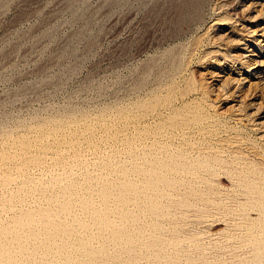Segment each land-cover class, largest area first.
Masks as SVG:
<instances>
[{
	"label": "rangeland",
	"instance_id": "obj_1",
	"mask_svg": "<svg viewBox=\"0 0 264 264\" xmlns=\"http://www.w3.org/2000/svg\"><path fill=\"white\" fill-rule=\"evenodd\" d=\"M256 2L259 5H257ZM263 2H261V0H0V243H3L2 245L7 251L12 249L10 251L12 253L11 257L10 252H8L9 254H5L7 252L4 248H1L2 245L0 244V255L3 253V257L5 255L4 259L0 256V264H11V262L14 264L15 261V264H20V260L18 261V259L21 257V259H23L21 264H49L53 262L56 256L57 259L55 258L52 264H58L56 261L60 262V264H68L69 261L71 262L69 264H75L73 263L75 261L76 264H84L87 263L88 259L90 264L92 262V264H146V261L147 264H247V260H251V263L248 262V264H264V216L260 215L259 210L260 206L264 205V196L262 194L264 190V187H262L264 186L262 185L264 184V177L262 176L264 175V72H262L263 78L261 77L262 79H259L250 75L252 74L250 72L252 66L245 67L248 64L246 63L249 61L248 59L252 60L257 58L258 62L264 60V37H262L260 43L255 41L254 36L248 32V27L255 29L258 26H264V9L260 7L264 6L262 4ZM189 3L198 5L199 8L196 13L186 9V5ZM259 9L260 14L258 13ZM245 30L247 32H245ZM228 38L232 42L228 41ZM257 43L260 44L258 45ZM250 49L253 51H249ZM233 57L236 58L237 61H235L236 59ZM261 64L258 63L257 67L259 71H261L260 69L264 71V64ZM258 79L259 81H257ZM258 105H261V107L258 108ZM179 131H181V133ZM167 134L169 137L172 136L170 137L171 140L167 137ZM146 136H149L148 140H146ZM137 137L141 139L140 145L138 144L139 139ZM20 139L22 141L24 140V145ZM130 141H133V144ZM163 141L164 143H171V145L166 147L169 144H163ZM155 142L158 143L153 144ZM172 142L177 146L173 145ZM142 143L144 147L141 146ZM157 144L159 146L162 145L159 147ZM121 145H123V147ZM126 145L128 148L125 147ZM154 145H157L156 148L158 151L160 150L162 155L160 152L159 154L158 151L156 154L155 151L157 149L153 147ZM150 147L154 148L153 151ZM169 147L174 149L170 148V150ZM121 148L126 153L122 152ZM141 148H145L144 150L148 152L146 151V154L144 150L140 152ZM186 148H188V150ZM173 150L177 153L176 155L172 153L174 152ZM127 151H130L133 155L138 153L141 154H138L140 157H135V155L133 156L131 154V156H133L131 157L129 154L130 152L128 153ZM188 151H190V153H188ZM191 151L193 154H191ZM179 152H183V154L187 156L181 153L179 154ZM120 153L123 154V157H121L122 155ZM124 153L125 156L128 153L126 158L129 159V161L124 157ZM199 153L203 155V157ZM147 154L151 158H149ZM194 154L199 157H196ZM157 155L158 158H156ZM160 155H164L162 157L163 159ZM177 155L179 160L177 159ZM192 155L194 157H192ZM152 156L155 157L153 158ZM159 156L161 159H159ZM166 156L168 158H166ZM146 157L148 158L146 159ZM122 158L124 159L121 160ZM135 158H137V160ZM117 159L121 162L124 160H126V162L128 161V167L126 165L124 166L126 163L122 164L123 162L119 165ZM148 159L152 163H150ZM165 159L169 160L167 161ZM185 159H190L191 161H188L190 163L188 164ZM210 159L212 160L210 161ZM158 160L160 162H158ZM170 161L172 163L170 165L165 163H170ZM177 161L178 164L176 163ZM180 161L183 162L182 164H188L189 168L182 165ZM161 162L166 164L164 170L162 169L165 165ZM179 162L182 167L179 165ZM153 163L156 166H154ZM159 163L161 167H159ZM195 163L198 166L195 165ZM212 163L214 165H220L222 163L220 165L222 167L219 165L214 166ZM131 164H133L134 167L137 166L134 168L135 170L139 168L140 171L134 172ZM174 164L179 165L180 169L177 165V168H174ZM143 165L146 167L144 168ZM171 165L174 166L171 167ZM123 166L129 168L130 172H127L129 170H125L126 168ZM168 166L173 169L171 170L170 167L169 169ZM252 166L253 168H251ZM184 167L187 168L184 169ZM192 167L196 169H192ZM143 168L144 172H142ZM146 168L148 169L146 170ZM177 169L180 172L182 171L181 173L184 172V174L181 175ZM211 169L215 173H213ZM154 170L158 174L161 173L162 176L160 174L157 178V173H154V175L157 174L154 176L152 173ZM121 171H123V173ZM131 171L134 172V175ZM146 171L152 173V175L147 174ZM164 171H167L166 174H164ZM187 171L188 173L186 175L185 173ZM191 172L195 174H190ZM119 173L122 175H129L128 178H130L128 182L126 175L122 176ZM197 173H200V175ZM207 173L209 174L208 177ZM146 174L148 176L151 175L153 178L151 176L148 178ZM168 174L171 176L174 174L172 176L173 178L171 176L169 177ZM119 175L121 178L118 177ZM133 176L134 178L139 176L140 180L138 177L130 180ZM143 178L151 179V181L148 182V179L147 181ZM162 178L166 180L164 181ZM186 178L188 180H186ZM122 179L126 181L121 183L120 180ZM156 179H159L157 182L161 184H157ZM169 179H173L172 181L176 180V182L179 183L175 182L176 185H172L173 182H171V180L167 181ZM177 179H180V181ZM200 179L203 180V182ZM144 180L148 182H146L148 185ZM184 181H187V183ZM195 181L197 183L196 186ZM251 181H253L252 184H250ZM130 182L131 185L129 184ZM133 182L135 183L133 184ZM165 182L167 183L165 186H168V188L164 186ZM110 183H113V185L116 184L112 186ZM123 183L125 185L122 187L121 185H123ZM136 183L138 184L137 186L135 185ZM143 183L147 185V188L144 187ZM149 183H151L152 186H150ZM117 184L119 185L117 186ZM127 184L131 186L128 185L132 188L131 190L128 188ZM156 184L159 187L156 186ZM212 184L213 186L208 187V185ZM245 184L250 187L245 186ZM105 185H107V187ZM251 185L253 186L251 187ZM116 186L117 189L115 191ZM125 186L126 189H124ZM73 187L75 188L74 190L72 189ZM99 187L100 189L102 187V190L106 188L107 191H100ZM134 187H136L138 191ZM69 188H71L73 192L71 189L70 192ZM118 188H123L124 191L119 189V192ZM141 188L143 189L140 190ZM171 188L175 190L176 194L173 193L174 190ZM261 188H263V190ZM66 189L69 192H67ZM109 189L112 193L108 192ZM64 190H66L68 194L72 193V200L76 201L67 202L71 200V194H69L70 197H68L70 199H66L64 202V197L68 198ZM98 190L100 192H105L101 193L104 195L99 194ZM152 191L154 193H151ZM106 192L108 193L107 196ZM121 192L127 195L129 194V198L123 196L124 193ZM61 193H63V196ZM97 193L100 196L97 195ZM113 193H120V195L118 196V194H115V196ZM144 193L148 194V197ZM166 193H170L171 196L170 194L168 196ZM154 194L156 196L159 195L160 198L156 197ZM108 195H112L111 197L109 196L111 199L108 198ZM104 196H106V198H104ZM114 196H118L119 198L117 197L116 200ZM183 196L184 198H182ZM76 197L80 204L77 202ZM121 197L123 199H121ZM155 197L156 200L159 198L158 201H160V199L161 201H156ZM170 197L173 198L170 200ZM85 198L87 201L90 199L89 202L85 201V203L83 201ZM149 198H151V201H148ZM106 199L109 200L106 201ZM121 200H127L128 204L126 205V202L124 201L123 203ZM130 200H134L135 202ZM144 200L149 204H141L143 202L146 203ZM172 200L174 202H172ZM81 201L83 206L87 207L88 205L89 208L83 207ZM103 201L105 202L103 203ZM139 201L141 202L139 203ZM66 202L68 206L63 205ZM90 202L94 205L97 204V208L93 209V205ZM108 202H111L110 205ZM151 202L155 203L153 205H156L154 206L155 211H153V205H150L152 204ZM99 203L100 205L103 203V206L101 205L102 208ZM122 203L123 205L125 204L126 207L122 206ZM137 203H139V205ZM165 203H170V206ZM71 204L79 206L80 208L78 207V209L80 212H78L79 210H77V208L75 212L73 210L75 209V205H73V209L71 208V210L72 212L74 211V214L71 211L68 213L72 206ZM114 204H116L117 209L122 208L125 213H123L121 209V211L119 210V213H117L118 211L114 208ZM59 205H63V208ZM80 205L83 208H81ZM107 205H109V210L105 208ZM127 207L130 208L131 211ZM133 207L135 208L131 209ZM182 207L185 210H182ZM57 208L59 210H57ZM91 208L95 210L96 213ZM255 208L259 210V213ZM170 209L172 210L171 212ZM46 210H56L55 212L51 211L54 215L60 211L59 214L56 215L58 217L61 214L62 217L61 215L59 218H57L56 215L53 217V219L56 218L55 222L57 221L58 224L57 222L56 224L53 223L54 220L52 221L53 224L51 223V216L53 214L51 212L46 214ZM101 210L103 212H101ZM144 210L149 214L147 212L145 213L148 215L142 213ZM84 211L88 213L86 214L88 215V219L85 217L86 215L83 216L84 214H82V212ZM104 211L106 213L109 212L105 214ZM65 212L67 213L65 214ZM137 212L139 215L136 214ZM161 212L162 214H160ZM255 212L257 213L255 214ZM41 213L42 215L44 214V219ZM62 213L67 216L71 214V216L67 217ZM91 213H93L94 216L91 215ZM97 213H100V215ZM122 213L124 216H122ZM126 213H128V218L126 217ZM181 213L184 214L182 215ZM25 214L28 216H24ZM45 214L46 216H50H48L50 218L49 221L48 217H45ZM77 214L80 215V217L77 216ZM29 215L34 217L35 221L30 220L32 224L29 223V219L33 218ZM103 215H105V217ZM107 215H109V220L106 217ZM134 215L143 218L141 219L139 217V219H137ZM40 216L43 220L40 219ZM90 216L94 218H90ZM162 216H164V220ZM243 216L251 217L244 218ZM23 217L28 220L24 219L27 224L23 222V219L20 220ZM81 217H85L86 219L82 221ZM101 217L105 218L104 221L108 220V222L101 221L103 219H101ZM168 217L171 218L168 219ZM129 218L130 222H128ZM153 218L155 222H153ZM59 219L63 220L62 222L66 219L67 222L61 223ZM113 219L120 220V223L118 220L116 222L114 220L113 222ZM126 219H128V221ZM17 220L23 223L21 222L19 224ZM77 220L80 225L84 223V226L88 224L89 226L84 229L82 225L80 226L79 223H77ZM86 220L88 222L90 221V223H86L87 225L84 222ZM142 220V225L145 224L144 227L141 225ZM92 221L93 223L97 221L98 225L96 224L97 222H95L96 225L94 227ZM125 221L127 222L125 223ZM42 223H45V226H41ZM105 223L106 225L108 224V226H106ZM168 223L171 224V226ZM259 223L263 226L261 227ZM29 224L32 225L31 228L33 230L29 228ZM61 224L62 229L59 227ZM67 224H69V226L72 224L71 227L74 226V231L69 226L68 228L71 230L68 229ZM20 225L24 226L21 227ZM36 225H38L39 228L36 227ZM63 225L65 230H69L68 235L66 234L67 232H64ZM111 225L115 226L111 228ZM123 225H127L126 228H122L128 231L125 229L123 231L122 228V230L119 229ZM25 226H28L29 229ZM130 226H132V228ZM133 226H136V228ZM148 226H150V229ZM162 226L163 229H160ZM10 227H12V231L13 227L18 230L12 232L11 229H9ZM23 227H25V229ZM44 227L45 230H43ZM57 227L61 229L62 234L61 232L58 234L57 230L59 229H57ZM88 227L90 228V232L88 231ZM127 227L129 228L127 229ZM152 227L155 229L154 231H152ZM101 228L102 230L106 228L108 230H103L104 233L100 230ZM110 228L112 230H114V228L115 230L118 229L123 235L118 233L117 230L116 238V234L113 233L115 230L110 231ZM170 228L171 230L175 228L173 230L174 234ZM29 230L31 232L30 234H28ZM80 230H82V234L80 235L83 236L85 233L86 239L78 234ZM86 230L87 232H85ZM96 230L99 233L95 232ZM150 230L151 233H149ZM156 230H159V233ZM9 231L12 233L10 234ZM19 231L20 233H18V235L17 232ZM48 231L50 233H48ZM109 231L113 234L108 233ZM161 231L164 235H162ZM41 232H43L42 234L47 233L46 235H42L40 234ZM52 232H55V234L57 233V237H55L56 235H53ZM73 232H77V236ZM195 232L200 239L195 236ZM72 233L75 236L73 238ZM92 233H95V238ZM183 233L185 235H183ZM246 233H248V236ZM21 234L30 238H23ZM100 234L103 237L110 238L106 239L102 236L100 237ZM132 234L135 237H133ZM143 234L145 235L142 236ZM167 234L168 236L166 237ZM35 235L37 238H34ZM47 235H50L49 237H51V239L49 237H44ZM59 235H62V238ZM78 235L79 238L81 237L80 239ZM98 236L100 238H98ZM175 236L177 238H175ZM14 237H17L21 244L17 240H14L16 242L14 243L13 239H16ZM64 237L66 243L62 241ZM88 237L90 239H87ZM128 237L130 238L127 240ZM20 238H23V241H21ZM44 238L52 241L55 240V242L58 240L60 243H57L61 246L59 245V247L57 244L54 245L51 243L52 241L45 243L47 240ZM56 238L58 239L56 240ZM68 238L71 242L66 248H71V252H68L70 250L66 248V251L62 248L65 247L64 244H68ZM112 238L115 239L114 242ZM133 238L136 239L134 240ZM147 238L148 240L151 238V241L149 240V242ZM174 238L177 239V241H172V239L175 240ZM98 240L99 243H97ZM108 240L109 242H107ZM252 240L254 241L251 242ZM260 240L263 243H261ZM25 241H29L30 244L33 242L35 246L33 243L30 246L28 242L23 245ZM36 241H39V247L36 248L38 251L35 250ZM42 241L43 243H41ZM74 241H76V244H74ZM61 242L64 244H61ZM87 242L88 244L91 243L92 245H90L92 247L90 246L89 248ZM104 242H106V245ZM131 242L134 243L133 246ZM186 242L188 244H186ZM115 243L119 244L115 245ZM7 244L11 247L10 249H8L9 247H5ZM81 244L82 246H80ZM93 244H96L94 248L96 250H94L95 252L91 249L93 248ZM98 244L99 246L97 248ZM101 244L103 247L99 250ZM177 244L180 245L179 248ZM235 244L237 247H234ZM17 245L25 250L23 251L21 249L22 252ZM70 245L72 246L70 247ZM83 245L84 248L86 247V250L88 248L92 250H87L89 256L87 253H83L84 249H80L81 252L79 250L75 252V249L77 250L79 246V248H82ZM164 245L165 248H163ZM252 245H254V247ZM40 246L41 249L45 248L41 250L39 249ZM48 246H50L49 249H47ZM73 246L76 248L74 249ZM110 246H113L112 252ZM114 246L117 247V251ZM144 246H146V249ZM32 247V253L36 251L33 253L35 257L32 256L30 251ZM240 247L243 249L241 250ZM249 247H252V249ZM17 249L19 250L17 251ZM26 250L28 251L27 253ZM134 250H136V252H134ZM40 251L42 252L40 253ZM55 251H57L59 255H56ZM159 251L160 253H158ZM1 252L3 253L1 254ZM18 252L21 254H18ZM67 252V258L72 254L69 259L63 258ZM73 252L77 253V255L80 254V257L78 256L79 259H85L86 256L87 259L84 261L80 259L78 262L75 260L77 255L73 258ZM25 253L29 254L26 255ZM42 253L45 255L48 254V257L47 255L44 257L45 255ZM23 254L27 257L24 258ZM92 254L95 255V259L98 256L96 261L92 258ZM16 255H21V257L17 256V258ZM42 255L44 258H41ZM60 255H63V257L61 256L62 258H60ZM29 256L31 258H29ZM13 257L17 258V260L15 259L14 261ZM5 258L7 260H5ZM33 258H35V261ZM71 258L74 260L71 261ZM150 258L151 260H149ZM38 259H42L41 262H38ZM45 259L48 260V262ZM65 260L66 262H63ZM255 260H257V262Z\"/></svg>",
	"mask_w": 264,
	"mask_h": 264
},
{
	"label": "bare ground",
	"instance_id": "obj_2",
	"mask_svg": "<svg viewBox=\"0 0 264 264\" xmlns=\"http://www.w3.org/2000/svg\"><path fill=\"white\" fill-rule=\"evenodd\" d=\"M259 1H260V0H259ZM263 1H264V0H261V2H263ZM256 3H257V2H256ZM250 4H251V3H250ZM262 4L264 5V2H263ZM252 5H253V4H252ZM254 5H255V3H254ZM254 5H253V6H254ZM257 5H259V4L257 3ZM249 6H250V5H249ZM253 6H252V7H253ZM243 7H244V6H243ZM260 7H261V8L263 7V9H264V6H260ZM198 8H199L198 5L193 4V3H189V4L186 5V9H187L188 11H193L194 13H196V12L198 11ZM200 8H201V7H200ZM248 8H249V7H248ZM250 8H251V7H250ZM238 9H239V8H238ZM263 12H264V10H263ZM258 13L260 14V9H259V12H258ZM197 14H198V13H197ZM255 15H257V14H255ZM255 15H254V17H255ZM252 17H253V16H252ZM263 17H264V16H263ZM194 19H195V18H194ZM255 20H256V19H255ZM259 25H260V24H259ZM263 25H264V24H263ZM248 29H249L248 32H249L252 36H254V40L257 41V42H260V43H261V41H262V37H264V26H260V27L258 26V27L255 28V29H252V28H249V27H248ZM251 29H252V30H251ZM229 31H230V30H229ZM227 32H228V31H227ZM245 32H247V31L245 30ZM247 35H248V34H247ZM231 36H232V35H231ZM231 36H230V37H231ZM255 36H256V37H255ZM260 37H261V39H260ZM250 38H251V36H250ZM252 38H253V37H252ZM226 39H227V38H226ZM228 41H230L229 38H228ZM243 41H244V40H243ZM230 42H232V41H230ZM251 42H252V41H251ZM260 43H257V44L259 45ZM258 45H257V46H258ZM262 45H263V44H262ZM251 46H253V45H251ZM254 46H255V45H254ZM257 48H258V47H257ZM247 49H248V48H247ZM258 49H259V48H258ZM247 51H248V50H247ZM249 51H253V50L250 49ZM258 51H259V50H258ZM263 51H264V50H263ZM263 51H262V52H263ZM255 52H256V51H255ZM230 54H231V53H230ZM241 54L244 55L243 53H241ZM251 54H252V53H251ZM254 54H255V53H254ZM260 54H261V53H260ZM232 55H233V54H232ZM245 55H246V53H245ZM237 56H238V55H237ZM247 56H248V54H247ZM260 56H261V55H260ZM221 58H222V57H221ZM230 58H231V57H230ZM230 58H229V59H230ZM233 58H234V57H233ZM243 58H244V57H243ZM245 58H246V57H245ZM247 58H248V57H247ZM234 59H236V58H234ZM263 59H264V58H263ZM248 60H249V61L246 62V63H248V64L246 65V63H245V65H246L245 67H251V66H252V68H251V70H250V72H251L252 74H250V75L255 76L256 78H259V79H260V78L262 77V74H263L262 72H264V71H262L263 69H260L261 71H259L257 65H258V63H260V64H261V63L264 64V62H263L264 60H263L262 62H261L260 59H259L260 62H258L257 58H256V59H252V60H251V59H248ZM235 61H237V59H236ZM244 61H245V59H244ZM229 62H230V61H229ZM240 63H241V62H240ZM262 64H261V65H262ZM262 67H263V66H262ZM263 68H264V67H263ZM249 69H250V68H249ZM246 70H247V69H246ZM246 78H247V77H246ZM262 78H263V77H262ZM262 78H261V79H262ZM236 79H237V78H236ZM259 79H258L257 81H259ZM237 80H238V79H237ZM240 81H241V80H240ZM242 81H244V80H242ZM238 82H239V80H238ZM261 82H263V81H261ZM261 82H260V83H261ZM260 83H259V84H260ZM263 83H264V82H263ZM249 84H250V83H249ZM256 84H257V82H256ZM159 92H160V91H159ZM166 92H167V91H166ZM177 93H178V92H177ZM160 97H161V96H160ZM157 98H158V97H157ZM154 100H155V99H154ZM154 100H153V101H154ZM168 101H170V100H168ZM171 102H172V101H171ZM160 103H161V102H160ZM162 103H163V102H162ZM177 103H178V102H177ZM164 104H165V103H164ZM237 104H238V103H237ZM148 105H149V104H148ZM168 105H169V104H168ZM149 107H150V106H149ZM259 107H261V105H258V108H259ZM256 108H257V107H256ZM161 110H162V108H161ZM161 110H160V111H161ZM257 110H258V109H257ZM148 111H149V110H148ZM107 112H108V111H107ZM136 112H137V111H136ZM149 112H150V111H149ZM152 112H154V111H152ZM185 112H186V111H185ZM131 113H132V112H131ZM131 113H130V114H131ZM158 115H159V113H158ZM113 116H114V115H113ZM128 116H129V113H128ZM128 116H127V117H128ZM131 116H132V115H131ZM146 116H147V115H146ZM159 117H160V116H159ZM129 118H130V117H129ZM126 119H128V118H126ZM131 120H132V119H131ZM119 122H120V121H119ZM126 122H127V121H126ZM214 122H215V121H214ZM171 123H172V122H171ZM174 123H175V122H174ZM53 124H54V123H53ZM127 124H128V123H127ZM127 124H126V125H127ZM129 124H130V123H129ZM137 124H138V123H137ZM259 124H260V122H259ZM57 125H58V124H57ZM124 125H125V124H124ZM131 125H132V124H131ZM173 125H174V124H173ZM55 126H56V125H55ZM128 126H129V125H128ZM132 126H133V125H132ZM179 126H180V125H179ZM194 126H195V125H194ZM213 126H214V125H213ZM50 127H51V126H50ZM52 127H53V126H52ZM168 127H169V126H168ZM171 128H172V127H171ZM171 128H170V129H171ZM179 128H180V127H179ZM199 128H200V127H199ZM57 129H58V127H57ZM142 129H143V128H142ZM159 129H160V128H159ZM184 129H185V128H184ZM42 130H44V129H42ZM42 130H41V131H42ZM161 130H162V129H161ZM172 130H173V129H172ZM174 130H175V129H174ZM176 130H177V128H176ZM179 130H180V129H179ZM59 131H60V130H59ZM74 131H75V130H74ZM134 131H135V130H134ZM62 132H63V131H62ZM75 132H76V131H75ZM109 132H110V131H109ZM151 132H152V131H151ZM159 132H160V131H159ZM176 132H177V131H176ZM176 132H175V133H176ZM179 132L181 133V131H179ZM40 133H42V132H40ZM52 133H53V132H52ZM138 133H139V132H138ZM157 133H158V132H157ZM177 133H178V132H177ZM177 133H176V134H177ZM42 134H43V133H42ZM55 134H57V133H55ZM55 134H54V135H55ZM135 134H136V133H135ZM135 134H134V135H135ZM144 134H145V133H144ZM150 134H151V133H150ZM172 134H173V133H172ZM190 134H191V133H190ZM113 135H114V134H113ZM139 135H140V134H139ZM146 135H147V133H146ZM167 135H168V134H167ZM170 135H171V134H170ZM12 136H13V135H12ZM144 136H145V135H144ZM179 136H181V135H179ZM58 137H59V136H58ZM71 137H72V136H71ZM134 137H135V136H134ZM138 137H139V136H138ZM138 137H137V138H138ZM142 137H143V136H142ZM142 137H141V138H142ZM146 137H147L146 140H148V139H149V138H148L149 136H146ZM150 137H151V136H150ZM153 137H155V136H153ZM167 137L171 140L170 137H172V136L169 137V135H168ZM167 137H166V138H167ZM174 137H175V135H174ZM28 138H29V137H28ZM40 138H41V137H40ZM126 138H127V137H126ZM156 138H157V137H156ZM175 138H176V137H175ZM175 138H174V139H175ZM177 138H178V136H177ZM71 139H72V138H71ZM127 139H128V138H127ZM127 139H126V140H127ZM130 139H131V137H130ZM133 139H134V138H133ZM133 139H132V140H133ZM135 139H136V138H135ZM138 139H139V143H138L136 140H134V141H136V142L140 145V142H141L140 140H141V139H140V138H138ZM138 139H137V140H138ZM151 139H152V138H151ZM153 139H154V138H153ZM172 139H173V138H172ZM20 140H21V139H20ZM20 140H19V142H20ZM56 140H57V139H56ZM59 140H60V139H59ZM65 140H66V139H65ZM69 140H70V139H69ZM128 140H129V139H128ZM143 140H144V139H143ZM157 140H158V139H157ZM179 140H180V139H179ZM179 140H178V141H179ZM23 141H24V140H23ZM23 141L21 140L22 144H23ZM151 141H154V140H151ZM151 141H150V142H151ZM155 141H156V140H155ZM167 141H168V139H167ZM173 141H174V140H173ZM28 142H29V141H28ZM37 142H38V141H37ZM130 142H131V141H130ZM132 142H133V141H132ZM132 142H131V143H132ZM148 142H149V141H148ZM160 142H162V141H160ZM160 142H159V143H160ZM123 143H124V141H123ZM151 143H152V142H151ZM156 143H158V142H155V143H153V144H156ZM24 144H25V142H24ZM24 144H23V145H24ZM124 144H125V143H124ZM126 144H127V143H126ZM128 144H129V141H128ZM128 144H127V145H128ZM132 144H133V143H132ZM132 144H131V145H132ZM147 144H148V143H147ZM163 144H169V143H166V142L164 143V141H163ZM172 144H173V142H172ZM200 144H201V143H200ZM127 145H126L125 147H127ZM139 145H138V146H139ZM142 145H143V143L141 144V146H142ZM145 145H146V144H145ZM150 145H151V144H150ZM157 145H158V144H157ZM157 145H154L153 147L156 148ZM161 145H162V144H161ZM161 145H160V146H161ZM170 145H171V143H170L169 145H167L166 147H168V146H170ZM173 145L177 146L176 144H173ZM173 145H172V146H173ZM121 146L123 147V145H121ZM151 146H152V145H151ZM158 146H159V145H158ZM160 146H159V147H160ZM175 146H174V148H175ZM178 146H179V145H178ZM51 147H52V146H51ZM129 147H130V146H129ZM142 147H144V146H142ZM153 147H152V148L150 147V148L152 149V151H153V149H154ZM159 147H158V148H159ZM163 147H164V146H163ZM180 147H181V146H180ZM180 147H179V148H180ZM182 147H183V146H182ZM216 147H217V146H216ZM127 148H128V147H127ZM132 148H133V147H132ZM134 148H136V147H134ZM164 148H165V147H164ZM164 148H163V149H164ZM170 148H172V147H169V149H170ZM174 148H172V149H174ZM179 148H178V149H179ZM184 148H185V147H184ZM121 149H122V148H121ZM124 149H125V148H124ZM129 149H130V148H129ZM137 149H139V148H137ZM144 149H145V148H144ZM144 149L141 148V149H140V152H141V150H144ZM146 149H147V148H146ZM148 149H149V148H148ZM151 149H150V150H151ZM156 149H157V148H156ZM159 149H160V148H159ZM163 149H162V150H163ZM165 149H166V148H165ZM165 149H164V150H165ZM178 149H177V150H178ZM186 149L188 150V148H186ZM127 150H128V149H127ZM132 150H134V149H132ZM167 150H168V148H167ZM170 150H171V149H170ZM177 150H176V151H177ZM187 150H186V151H187ZM12 151H13V150H12ZM120 151H121V150H120ZM130 151H131V149H130ZM130 151H129V152H130ZM136 151H137V150H136ZM138 151H139V150H138ZM144 151H145V150H144ZM144 151H143V152H144ZM146 151H147V150H146ZM146 151H145V154H146ZM157 151H158V149L155 151L156 154H157ZM165 151H166V150H165ZM173 151H174V150H173ZM180 151H181V149H180ZM193 151H194V150H193ZM122 152H125V151H123V149H122ZM127 152H128V151H127ZM129 152H128V153H129ZM147 152H148V151H147ZM150 152H151V151H150ZM159 152H160V150L158 151V153H159ZM162 152H163V151H162ZM177 152H178V151H177ZM184 152H185V151H184ZM125 153H126V152H125ZM125 153H124V157L126 158L128 153L126 154V156H125ZM133 153H135V152H133ZM160 153H161V152H160ZM160 153H159V154H160ZM168 153H169V152H168ZM170 153H171V152H170ZM172 153H175L174 155L177 154L175 151L172 152ZM180 153L183 154V152H179V154H180ZM188 153H190V151H188ZM197 153H198V152H197ZM120 154L122 155V156H121V155H120V156L123 157V154H122V153H120ZM129 154H130V156H131L132 153L130 152ZM138 154H139V153H138ZM138 154H136V155L134 154L135 157H136V156L140 157L139 155H140L141 153H140L139 155H138ZM143 154H144V153H143ZM148 154H149V153H148ZM148 154H147V155H148ZM154 154H155V153H154ZM164 154H165V153H164ZM191 154H193L192 151H191ZM191 154H190V155H191ZM199 154H200V153H199ZM132 155H133V154H132ZM134 155H133V156H134ZM150 155H151V154H150ZM152 155H153V152H152ZM161 155H162V153H161ZM161 155H160V156H161ZM183 155H184V156H187V155H185V154H183ZM194 155H195V154H194ZM200 155H201V154H200ZM133 156H131V157H133ZM141 156H142V155H141ZM160 156H159V159H161L164 155L161 156V158H160ZM181 156H182V155H181ZM184 156H183V157H184ZM195 156H196V155H195ZM201 156L203 157V155H201ZM201 156H200V157H201ZM204 156H205V155H204ZM224 156H225V155H224ZM8 157H10V156H8ZM148 157H149V155H148ZM148 157H146V159H147ZM152 157L154 158L155 156H152ZM173 157H174V156H173ZM175 157H176V156H175ZM192 157H194V156L192 155ZM196 157H199V156H196ZM196 157H195V158H196ZM242 157H243V156H242ZM149 158H151V157H149ZM156 158H158V155H157ZM166 158H168V157L166 156ZM170 158H171V157H170ZM184 158H185V157H184ZM189 158H190V157H189ZM205 158H206V156H205ZM208 158H210V157H208ZM208 158H207V160H208ZM6 159H7V158H6ZM38 159H39V158H38ZM123 159H124V158H122L121 160H123ZM126 159H127V158H126ZM130 159H131V158H130ZM135 159L137 160V158H135ZM141 159H142V157H141ZM162 159H163V158H162ZM171 159H172V158H171ZM177 159H178V155H177ZM187 159H188V158H187ZM187 159H185V160H186L187 163L189 164L190 162H188V161H191V160H190V159L187 160ZM197 159H198V158H197ZM197 159H196V160H197ZM115 160H116V159H115ZM117 160H118V159H117ZM127 160L129 161V159H127ZM143 160H144V159H143ZM148 160H149V159H148ZM148 160H147V161H148ZM165 160H167V159H165ZM165 160H164V161H165ZM168 160H169V159H168ZM168 160H167V161H168ZM178 160H179V159H178ZM192 160H193V158H192ZM199 160H200V158H199ZM204 160H205V159H204ZM211 160H212V159H210V161H211ZM215 160H216V159H215ZM7 161H8V160H7ZM124 161H125V162H124ZM124 161H122V162H123V163H122L120 160H118V164L120 165V163H122V164L126 163V164H124V166L126 165V166L128 167V165H127V164H128V161H127V162H126V160H124ZM138 161H142V160H138ZM172 161H174V160H172ZM175 161H176V160H175ZM218 161H219V159H218ZM221 161H222V160H221ZM68 162H69V161H68ZM70 162H71V161H70ZM131 162H132V161H131ZM133 162H134V161H133ZM136 162H137V161H136ZM149 162L152 163L150 160H149ZM154 162H155V160H154ZM158 162H160V161L158 160ZM158 162H157V163H158ZM180 162H181V161H180ZM180 162H179V165H181V164L183 163V162H181V164H180ZM201 162H202V161H201ZM234 162H235V161H234ZM244 162H245V161H244ZM145 163H147V162H145ZM150 163H149V164H150ZM157 163H156V164H157ZM161 163L163 164V162H161ZM165 163L168 164V165L172 164L171 161H170V163H167V162H165ZM165 163L163 164V165H165V166H164V167L162 166V167H163L162 170H164V168L166 167V164H165ZM176 163L178 164V161H177ZM210 163H211V162H210ZM213 163H214V161H213ZM213 163H212V165H214ZM129 164H130V162H129ZM141 164H144V163H141ZM149 164H147V165H149ZM153 164H154V163H153ZM153 164H152V165H153ZM177 164H174V165H175L174 168H177V167H176ZM188 164H182V165H185V166L188 167ZM221 164H222V163H221ZM221 164H220V165H221ZM228 164H229V163H228ZM260 164H261V163H260ZM119 165H118V166H119ZM131 165L133 166V164H131ZM134 165H135V164H134ZM136 165H138V164H136ZM174 165H173V166H174ZM179 165H177V166H179ZM182 165H181V167H182ZM195 165H197V164L195 163ZM200 165H201V164H200ZM203 165H204V163H203ZM218 165H219V164H218ZM218 165L215 164L214 166H218ZM220 165H219V166H220ZM124 166H123V167H124ZM132 166H131V167H132ZM150 166H151V165H150ZM154 166H156V165L154 164ZM173 166L171 165V167H173ZM193 166H194V164H193ZM197 166H198V165H197ZM204 166L206 167V165H204ZM210 166H211V165H210ZM123 167H122V169L124 170V168H126V167H124V168H123ZM136 167H137V166H135V167L133 166V169L136 168ZM143 167H144V165H143ZM145 167H146V166H145ZM145 167H144V168H145ZM152 167H153V166H152ZM159 167H161V166H160V163H159ZM169 167H170V166H168V168H169ZM171 167H170V168H171ZM187 167H184V169L187 168ZM194 167H195V166H194ZM194 167H192V169H193ZM220 167H222V166H220ZM24 168H25V167H24ZM118 168H120V167H118ZM144 168H143V171H142V172H144ZM170 168H169V169H170ZM188 168H189V167H188ZM190 168H191V167H190ZM199 168H200V167H199ZM199 168H198V169H199ZM207 168H208V167H207ZM207 168H206V169H207ZM209 168H210V167H209ZM240 168H241V167H240ZM251 168H253V166H252ZM133 169H132V170H133ZM147 169H148V168H146V170H147ZM157 169H158V168H157ZM160 169H161V168H160ZM166 169H167V168H166ZM166 169H165V170H166ZM172 169H173V168H171V170H172ZM179 169H180V166H179ZM181 169H183V168H181ZM194 169H196V168H194ZM198 169H197V170H198ZM203 169H204V168H203ZM218 169H219V168H218ZM222 169H223V168H222ZM238 169H239V168H238ZM241 169H243V168H241ZM119 170H120V169H119ZM119 170H118V171H119ZM125 170H129V168H126ZM141 170H142V169H141ZM158 170H159V169H158ZM162 170H160V171H162ZM177 170H178V169H177ZM200 170H201V168H200ZM216 170H217V169H216ZM239 170H240V169H239ZM239 170H238V171H239ZM253 170H254V169H253ZM135 171H140V170H139V168H138V170H135V169H134V172H135ZM156 171H157V170H156ZM178 171H179V170H178ZM178 171H177V172H178ZM211 171H212V169H211ZM217 171H218V170H217ZM217 171H216V172H217ZM244 171H245V170H244ZM259 171H260V170H259ZM121 172L123 173V171H121ZM127 172H130V170L127 171ZM131 172H133V171H131ZM134 172H133V175H134ZM149 172H151V171H149ZM158 172H159V171H158ZM162 172H163V171H162ZM164 172H165L164 174H166L167 171H164ZM168 172H169V171H168ZM181 172H182V171H181ZM181 172L179 171V173H181ZM193 172H194V171H193ZM199 172H200V171H199ZM207 172H208V171H207ZM212 172H213V171H212ZM230 172H231V171H230ZM246 172H247V171H246ZM249 172H250V171H249ZM251 172H252V171H251ZM146 173H147V174H151V175H152V173H153V175H154V173H157V172H155V170H154V172H152V173H148L147 171H146ZM187 173H188V171H187L185 174L187 175ZM213 173H215V172H213ZM244 173H245V172H244ZM257 173H258V172H257ZM262 173H263V172H262ZM119 174H120V173H119ZM128 174H129V173H128ZM137 174H138V173H137ZM142 174L145 175L144 173H142ZM147 174H146V175H147ZM157 174H158V173H157ZM157 174H155V175H157ZM160 174H161V173H159V174L157 175V178H158V176H159ZM164 174H163V175H164ZM170 174H171V173H170ZM174 174H177V173H174ZM174 174H172V176H173ZM182 174H184V172L181 173V175H182ZM190 174H193V175H194L195 173H192V172H191ZM197 174L200 175V173H197ZM222 174H223V173H222ZM246 174H247V173H246ZM248 174H249V173H248ZM253 174H254V173H253ZM255 174H256V173H255ZM263 174H264V173H263ZM120 175H122V174H120ZM120 175H119L118 177L121 178ZM124 175H126V174H124ZM124 175H122V176H124ZM151 175H149V176H151ZM155 175H154V176H155ZM168 175H169V174H168ZM199 175H198V176H199ZM208 175H209V174L207 173V177H208ZM236 175H237V174H236ZM238 175H240V174H238ZM243 175H245V174H243ZM251 175H252V174H251ZM260 175H261V173H260ZM70 176H71V175H70ZM128 176H129V175H128ZM128 176L126 175V177H127V182H128V179L130 178V177L128 178ZM135 176H136V175H135ZM139 176H140V175H139ZM139 176H137L138 179H139ZM147 176H148V175H147ZM149 176H148V178H149ZM161 176H162V174H161ZM170 176H171V175H169V177H170ZM172 176H171V177H172ZM178 176H179V175H178ZM190 176H191V175H190ZM227 176H228V175H227ZM262 176L264 177V175H262ZM137 177H136V178H137ZM143 177H144V176H143ZM151 177H152V176H151ZM151 177H150V178H151ZM164 177H165V176H164ZM169 177H168V178H169ZM174 177H175V176H174ZM183 177H184V176H183ZM188 177H189V176H188ZM192 177H193V176H192ZM205 177H206V176H205ZM212 177H213V176H212ZM243 177H244V176H243ZM249 177H250V176H249ZM251 177H252V176H251ZM260 177H261V176H260ZM83 178H84V176H83ZM88 178H89V177H88ZM133 178H134V176H133L130 180H132ZM136 178H134V179H136ZM148 178H147V179H148ZM152 178H153V177H152ZM154 178H156V177H154ZM160 178H161V177H160ZM160 178H159V179H160ZM172 178H173V177H172ZM176 178H177V177H176ZM179 178H180V177H179ZM184 178H185V177H184ZM209 178H210V177H209ZM209 178H208V179H209ZM241 178H242V176H241ZM241 178H240V179H241ZM255 178H256V177H255ZM117 179H118V178H117ZM125 179H126V178H125ZM138 179H137V180H138ZM143 179H145V178H143ZM147 179H145V180H147ZM159 179H156V182H157V180H159ZM174 179H175V178H174ZM182 179H183V178H182ZM193 179H194V178H193ZM195 179H196V178H195ZM250 179H251V178H250ZM252 179H253V178H252ZM258 179H259V178H258ZM76 180H77V179H76ZM83 180H84V179H83ZM139 180H140V179H139ZM141 180H142V176H141ZM145 180H144V181H145ZM148 180H149V179H148ZM148 180H147V181H148ZM162 180H164V179L162 178ZM165 180H166V179H165ZM165 180H164V181H165ZM170 180H171V179H169V180H167V181H170ZM172 180H173V179H172ZM172 180H171V182L174 183V184L172 183V185H176V184H175L176 180H175V181H172ZM177 180H178V179H177ZM186 180H188V179L186 178ZM190 180H191V179H190ZM196 180H197V179H196ZM198 180H199V179H198ZM200 180H201V179H200ZM237 180H238V179H237ZM117 181H118V180H117ZM120 181H121V183H122L124 180L122 179V180H120ZM125 181H126V180H125ZM125 181H124V182H125ZM133 181H134V180H133ZM135 181H136V180H135ZM144 181H142V182H144ZM147 181H145V183H146ZM150 181H151V179H150L148 182H150ZM152 181H155V180H152ZM167 181H166V182H167ZM178 181H180V179H179ZM201 181L203 182V180H201ZM238 181H239V180H238ZM240 181H242V180H240ZM248 181H249V180H248ZM253 181H254V179H253ZM253 181H251V183H250V182H248V183L252 184ZM255 181H257V180H255ZM258 181H259V180H258ZM261 181H262V180H261ZM8 182H9V180H8ZM73 182H74V181H73ZM87 182H88V181H87ZM118 182H119V181H118ZM118 182H117V183H118ZM131 182H132V181H131ZM131 182L129 183L130 185H131ZM136 182H137V181H136ZM148 182H147V183H148ZM160 182H161V181H160ZM166 182H165L164 186L167 185V183H169V182H167V183H166ZM171 182H170V184H171ZM184 182L187 183V181H184ZM192 182H193V181H192ZM199 182H200V181H199ZM205 182H206V181H205ZM75 183H77V182H75ZM134 183H135V182H133V184H134ZM137 183H139V182H137ZM137 183L135 184L136 186L138 185ZM140 183H141V182H140ZM145 183H143V184H144V187L147 188V185H148V184L146 183V184H147V185H146ZM158 183H159V182H157V184H158ZM176 183H179V182H176ZM180 183H182V182H180ZM186 183H185V184H186ZM240 183H241V182H240ZM259 183H260V182H259ZM115 184H116V183H115ZM115 184H114V185H115ZM129 184H127V186H128ZM149 184H150V186H152L151 183H149ZM153 184H154V183H153ZM157 184H156V186H158ZM159 184H161V183H159ZM196 184H197V183H196V181H195V186H196ZM88 185H89V184H88ZM110 185L114 186L113 183H112V184L110 183ZM110 185H108V186H110ZM118 185H119V184H117V186H118ZM124 185H125V184L123 183V185H121V186L123 187ZM130 185H129V186H130ZM135 185H133V186H135ZM139 185H141V184H139ZM154 185H155V184H154ZM198 185H199V184H198ZM262 185H264V184H262ZM262 185H261V186H262ZM85 186H86V185H85ZM105 186L107 187V185H105ZM105 186H104V187H105ZM112 186H111V187H112ZM117 186H116V188L114 187V188H115V191H116V189H117ZM129 186H128V188L131 187V186H130V187H129ZM178 186H179V185H178ZM178 186H176V187H178ZM199 186H200V185H199ZM199 186H198V187H199ZM203 186H204V185H203ZM210 186H213V184H212V185H208V187H210ZM245 186L250 187L249 185H246V184H245ZM252 186H253V185H251V187H252ZM254 186H255V185H254ZM74 187H75V186H74ZM74 187L72 188L73 190L75 189ZM104 187H103V188H104ZM119 187H120V186H119ZM144 187H143V188H144ZM158 187H159V186H158ZM165 187H166V186H165ZM171 187H172V186H171ZM180 187H181V186H180ZM184 187H185V186H184ZM187 187H188V186H187ZM187 187H186V188H187ZM201 187H202V186H201ZM243 187H244V186H243ZM262 187H264V186H262ZM43 188H44V187H43ZM76 188H77V187H76ZM112 188H113V187H112ZM134 188L137 189L136 187H134ZM134 188H133V189H134ZM138 188H139V186H138ZM143 188H141L140 190H142ZM153 188H154V187H153ZM166 188H168V186H167ZM241 188H242V187H241ZM40 189H41V188H40ZM70 189H71V188H69V191H70ZM72 189H71V190H72ZM87 189H88V188H87ZM97 189H98V188H97ZM119 189H120V188H118V190H119ZM121 189H122V190H121ZM121 189H120L121 191H124L123 188H121ZM124 189H126V186H125ZM131 189H132V188H130V190H131ZM135 189H134V190H135ZM160 189H161V188H160ZM171 189H172V188H171ZM175 189H177V188H175ZM261 189L263 190V188H261ZM66 190H67V189H66ZM66 190H64V191H65V194H67V197L69 196V194H71V197L69 196V197L71 198V200H70V201L68 200V199H70L69 197H68V198H65V197H64V199H65L64 202L66 201V199L68 200L67 202L76 201V200H72V199H73V198H72V193H69V194H68V193H66ZM73 190H72V192H73ZM99 190L101 191V190H102V187H101V189H100V187H99ZM99 190H98V191H99ZM103 190H106V191H107L106 188L103 189ZM103 190H102V191H103ZM111 190H112V189H111ZM120 190H119V192H120ZM140 190H139V192L141 193ZM151 190H152V188H151ZM158 190H159V189H158ZM165 190H168V189H165ZM165 190H164V192H165ZM172 190H174V189H172ZM180 190H181V189H180ZM207 190H208V189H207ZM64 191H63V193H64ZM69 191L67 190V192H69ZM100 191H99V194H101V193H105V192H100ZM112 191H113V190H112ZM137 191H138V189H137ZM137 191H136V192H137ZM143 191H144V190H143ZM155 191H156V190H155ZM170 191H171V190H170ZM242 191H244V190H242ZM28 192H29V191H28ZM56 192H57V191H56ZM70 192H71V191H70ZM75 192H76V191H75ZM75 192H74V194H75ZM108 192L112 193V192L110 191V189H109ZM126 192H127V191H126ZM131 192H132V191H131ZM136 192H135V193H136ZM149 192H150V191H149ZM157 192H158V191H157ZM157 192H156V195H157ZM162 192H163V191H162ZM162 192H161V193H162ZM210 192H211V191H210ZM210 192H209V193H210ZM256 192H257V191H256ZM63 193H61V195H62ZM121 193H124V192H121ZM128 193H129V191H128ZM151 193H154V192L152 191ZM159 193H160V192H159ZM173 193L176 194V193H175V190H174ZM173 193H172V194H173ZM185 193H186V192H185ZM189 193H190V192H189ZM99 194L97 193V195H99ZM107 194H108V193L106 192V196H107ZM113 194H114V193H113ZM115 194H118V193H115ZM115 194H114V195H115ZM124 194H125V193H124ZM124 194H123V196H126L127 198H129V196H128L129 194H128V195H127V194L124 195ZM130 194H133V193H130ZM144 194H145V193H144ZM166 194H168V193H166ZM169 194H170V193H169ZM169 194H168V196H169ZM245 194H246V193H245ZM249 194H250V193H249ZM254 194H256V193H254ZM262 194H263V196H264V190H263V193H262ZM83 195H84V193H83ZM101 195H104V194H101ZM119 195H120V193L118 194V196H119ZM145 195H147V197H148V194H145ZM154 195H155V194H154ZM156 195H155V196H156ZM180 195H181V194H180ZM193 195H194V194H193ZM250 195H251V194H250ZM62 196H63V195H62ZM64 196H65V195H64ZM90 196H91V195H90ZM94 196H95V195H94ZM99 196H100V195H99ZM106 196H104V198H106ZM109 196H110V195H108V198H110L112 195H111L110 197H109ZM115 196H116V195H115ZM115 196H114V198L116 199L118 196H117V197H115ZM121 196H122V195H121ZM130 196H131V195H130ZM135 196H137V195H135ZM140 196H141V194H140ZM142 196H144V195H142ZM152 196H153V195H152ZM152 196H151V197H152ZM164 196H165V195H164ZM170 196H171V194H170ZM177 196H178V194H177ZM186 196H187V195H186ZM188 196H190V195H188ZM253 196H254V195H253ZM253 196H252V197H253ZM53 197H54V196H53ZM55 197H56V196H55ZM57 197H58V196H57ZM97 197H98V196H97ZM126 197H125V198H126ZM131 197H133V196H131ZM137 197H138V196H137ZM137 197H136V198H137ZM145 197H146V196H145ZM147 197H146V198H147ZM156 197H159V195L156 196ZM156 197H155V200H156ZM166 197H167V196H166ZM180 197H181V196H180ZM199 197H200V195H199ZM258 197H259V196H258ZM62 198H63V197H62ZM74 198H75V197H74ZM76 198H77V197H76ZM99 198H100V197H99ZM104 198H103V199H104ZM118 198H119V197H118ZM133 198H135V197H133ZM143 198H144V197H143ZM143 198H142V199H143ZM146 198H145V199H146ZM152 198H153V197H152ZM159 198H160V197H159ZM159 198H157V199L159 200ZM168 198H169V197H168ZM168 198H167V199H168ZM171 198H173V197H170V200H171ZM176 198H177V197H176ZM178 198H179V197H178ZM182 198H184V196H183ZM189 198H190V197H189ZM193 198H195V197H193ZM91 199H92V198H91ZM101 199H102V198H101ZM110 199H111V198H110ZM121 199H123V198L121 197ZM130 199H131V198H130ZM147 199H148V198H147ZM244 199H245V198H244ZM253 199H254V198H253ZM81 200H82V199H81ZM89 200H90V199H88V201H87V199L85 198V200H83V201H84V202H85V201L89 202ZM108 200H109V199H106V201H108ZM116 200H117V199H116ZM128 200H129V199H128ZM134 200H135V199H134ZM134 200H130V201L135 202ZM138 200H139V199H138ZM158 200H156V201H158ZM176 200H177V199H176ZM93 201H95V200H93ZM112 201H113V200H112ZM121 201H122V200H121ZM124 201L126 202L125 204L127 205V204H128L127 200H124ZM124 201H122V202L124 203ZM144 201H145V200H144ZM148 201H151V198H149ZM160 201H161V199H160ZM160 201H158V202H160ZM163 201H164V199H163ZM166 201H167V200H166ZM168 201H169V200H168ZM190 201H192V200H190ZM197 201H198V200H197ZM256 201H257V199H256ZM9 202H10V201H9ZM60 202H61V200H60ZM67 202L64 203L63 205L65 206V205L67 204ZM77 202H78V198H77ZM104 202H105V201H103V203H104ZM118 202H119V201H118ZM140 202H141V201H139V203H140ZM145 202H146V201H145ZM153 202H155V201H153ZM153 202H151L152 204H150V205L155 204V203H153ZM164 202H165V201H164ZM172 202H174V201L172 200ZM183 202H184V201H183ZM261 202H262V201H261ZM261 202H260V203H261ZM52 203H53V202H52ZM62 203H63V202H62ZM74 203H76V202H74ZM78 203L80 204V202H78ZM81 203H82V201H81ZM85 203H86V202H85ZM90 203H92V202H90ZM94 203H96V202H94ZM97 203H98V202H97ZM103 203H101L102 206H103ZM110 203H111V202H108L109 205H110ZM113 203H114V202H113ZM123 203H122V206L126 207V205H125V204L123 205ZM130 203H131V202H130ZM139 203H137V204L139 205ZM170 203H171V202H170ZM170 203H169V204L165 203V204H167V205L170 206ZM187 203H188V202H187ZM8 204H9V203H8ZM60 204H61V203H60ZM76 204H77V203H76ZM87 204H89V203H87ZM106 204H107V203H106ZM116 204H117V202H116ZM116 204H114V206H115L114 208H116ZM131 204H132V203H131ZM141 204H149V203H147V202L144 203V202H143V203H141ZM159 204H160V203H159ZM190 204H191V203H190ZM194 204H195V203H194ZM196 204H197V203H196ZM9 205H10V204H9ZM63 205H62V206L59 205V206L63 208ZM71 205H72V206H71ZM71 205H70L71 207H70V210L68 211V213H69L70 211L72 212L71 208L73 209V205H75V204H71ZM92 205L94 206V207L92 206L93 209H94V208H97V206H96L97 204L94 205V204L92 203ZM99 205H100V203H99ZM101 205H100V206H101ZM109 205L105 206V208H107L106 210H109V209H108ZM119 205H120V204H119ZM178 205H179V204H178ZM180 205H181V204H180ZM198 205H199V204H198ZM6 206H7V205H6ZM55 206H56V205H55ZM66 206H68V205H66ZM76 206H77V205H75V209H73L75 212H76V208H77V210H79V209H78L79 206H77V207H76ZM80 206H81V205H80ZM82 206H83V203H82ZM82 206H81V208L85 207V206H83V207H82ZM102 206H101V208H102ZM111 206H113V205H111ZM111 206H110V207H111ZM128 206H129V205H128ZM132 206H133V205H132ZM132 206H131V207H132ZM134 206H135V205H134ZM141 206H143V205H141ZM154 206H156V205H153V207H152L153 209L155 208ZM162 206H163V204H162ZM187 206H188V204H187ZM187 206H185V207H187ZM239 206H240V205H239ZM253 206H254V204H253ZM255 206H256V205H255ZM258 206H259V205H258ZM34 207H35V206H34ZM60 207H59V208H60ZM118 207H120V206H118ZM143 207H144V206H143ZM150 207H151V206H150ZM164 207H165V206H164ZM164 207H163V208H164ZM194 207H195V206H194ZM62 208H60V209H62ZM65 208H66V207H65ZM65 208H64V209H65ZM68 208H69V207H68ZM68 208H67V210H68ZM79 208H80V207H79ZM85 208L88 209L89 206L87 205V207H85ZM92 208H91V209H92ZM127 208H128V207H127ZM134 208H135V207H133V208H131V209H134ZM141 208H142V207H141ZM144 208H145V207H144ZM152 208H151V210H152ZM159 208H160V206H159ZM195 208H196V207H195ZM240 208H241V207H240ZM243 208H244V206H243ZM93 209H92V210H93ZM98 209H99V208H98ZM98 209H97V210H98ZM116 209H117V208H116ZM120 209L122 210V208L117 209V211H118L117 213H119V210H120ZM128 209L130 210V208H128ZM128 209H127V211H128ZM139 209H140V208H139ZM139 209H137V210H139ZM189 209H190V208H189ZM57 210H59V209L57 208ZM67 210H66V211H67ZM82 210H84V209H82ZM99 210H100V209H99ZM102 210H103V209H102ZM102 210H101V212H103ZM121 210H120V211H121ZM125 210H126V208H125ZM145 210H146V209H145ZM145 210H144V212H142V213L147 212V211H145ZM147 210H150V209H147ZM151 210H150V211H151ZM165 210H166V208H165ZM182 210H185V209H183V207H182ZM251 210H252V209H251ZM255 210H258V209L255 208ZM259 210H260V215H263V216H264V205H263V206H260V209H259ZM259 210H258V213H259ZM46 211H47L46 214H48V213L51 212L52 210H51V211L46 210ZM55 211H56V210H55ZM55 211H52V212H55ZM74 211H73V212H74ZM93 211H95V210H93ZM113 211H114V209H113ZM115 211H116V210H115ZM122 211H123V210H122ZM130 211H131V210H130ZM130 211H129V212H130ZM133 211H134V210H133ZM139 211H140V210H139ZM141 211H142V210H141ZM153 211H155V209H154ZM153 211H152V212H153ZM171 211H172V210L170 209V212H171ZM245 211H246V209H245ZM52 212H51V213H52ZM59 212H60V211H59ZM59 212L56 213V214H59ZM63 212H64V210H63ZM73 212H72V213H73ZM78 212H80V210H79ZM85 212H86V211L82 212V214H84L83 216H85L86 214H88V213H85ZM90 212H92V211H90ZM90 212H89V213H90ZM98 212H100V211H98ZM104 212H105V211H104ZM108 212H109V211H108ZM108 212H107V213H108ZM110 212H111V211H110ZM135 212H136V211H135ZM157 212H159V211H157ZM167 212H168V211H167ZM179 212H180V210H179ZM183 212H184V211H183ZM191 212H192V211H191ZM191 212H190V213H191ZM193 212H195V211H193ZM231 212H232V211H231ZM247 212H248V210H247ZM44 213H45V212H44ZM51 213H50V215H51ZM66 213H67V212H65V214H66ZM93 213H94V212H93ZM93 213H91V215L94 216V214L96 213V211H95L94 214H93ZM107 213L105 212V214H107ZM112 213H113V212H112ZM117 213H116V214H117ZM123 213H125V212L123 211ZM123 213H122V216H124ZM147 213H148V212H147ZM147 213H145V214L148 215L149 213H148V214H147ZM153 213H154V212H153ZM199 213H200V212H199ZM251 213H252V212H251ZM251 213H250V214H251ZM256 213H257V212H255V214H256ZM46 214H45V217H48L49 215L46 216ZM52 214H53V213H52ZM56 214H55V215H56ZM62 214H63V213H62ZM65 214H63V215H65ZM73 214H74V213H73ZM79 214L82 215L81 213H79ZM97 214H98V213H97ZM109 214H110V213H109ZM126 214H127V216H126V215H125V216L128 218V213H126ZM136 214H138V212H137ZM151 214H152V213H151ZM157 214H158V213H157ZM160 214H162V212H161ZM181 214H182V213H181ZM183 214H184V213H183ZM183 214H182V215H183ZM196 214H197V213H196ZM41 215H42V213H41ZM55 215L53 214V215L51 216V223H52V221L54 220L53 223L56 224V222H57V221L55 222V219H56V218L53 219V217H55ZM60 215H61V214H60ZM60 215H59L58 217H57V215H56V217L59 218ZM75 215H76V214H75ZM80 215L77 214V216H79V217H80ZM98 215H100V213H99ZM98 215H97V216H98ZM101 215H102V214H101ZM110 215H112V214H110ZM132 215H133V213H132ZM132 215H131V216H132ZM138 215H139V214H138ZM158 215H159V214H158ZM158 215H156V216H158ZM166 215H167V214H166ZM178 215H179V214H178ZM197 215H198V214H197ZM24 216H28V215L25 214ZM29 216H31V215H29ZM65 216H67V215H65ZM65 216H64V218H65ZM68 216H69V215H68ZM68 216H67V217H68ZM70 216H71V214H70ZM70 216H69V217H70ZM73 216H74V215H73ZM83 216H82V217H83ZM87 216H88V215H86L85 217L87 218ZM97 216H96V218H97ZM103 216L105 217V215H103ZM108 216H109V215H107L106 217H107V219L109 220L110 218H109ZM122 216H121V218H122ZM131 216H129V217H131ZM134 216H135V215H134ZM134 216H133V217H134ZM150 216H153V215H150ZM159 216H160V215H159ZM195 216H196V215H195ZM256 216H257V215H256ZM258 216H259V215H258ZM31 217H32V216H31ZM42 217H43V219H44V214L42 215ZM42 217L40 216V219H41V220H43ZM49 217H50V216H49ZM49 217H48V221H49V219H50ZM61 217H62V215H61ZM82 217H81V218H82ZM85 217L82 218V219L80 218V219L83 221L84 219H86ZM91 217H92V216H90V218H91ZM111 217H112V216H111ZM117 217H119V216H117ZM126 217H125V218H126ZM135 217H137V216H135ZM139 217H140V216H138L137 219H139ZM166 217H167V216H166ZM171 217H172V216H171ZM171 217H168V219L171 218ZM173 217H174V216H173ZM239 217H240V216H239ZM243 217H244V216H243ZM246 217H249V216H246ZM246 217H244V218H246ZM250 217H251V216H250ZM250 217H249V218H250ZM27 218H28V217H27ZM32 218H33V219H29V221H30V220L33 221V220H34V217H32ZM74 218H76V217H74ZM90 218H89V219H90ZM92 218H94V217H92ZM96 218H95V219H96ZM98 218H99V217H98ZM102 218H103V217H101V219H102ZM113 218H114V217H113ZM140 218L142 219L143 217H140ZM155 218H156V217H155ZM160 218H161V217H160ZM163 218H164V216H162V219H163ZM177 218H178V217H177ZM193 218H194V217H193ZM254 218H256V217H254ZM3 219H4V218H3ZM18 219H20V218H18ZM22 219L24 220L25 218L23 217V218H21L20 220H22ZM60 219H61V218H60ZM60 219H59V220H60ZM87 219H88V218H87ZM99 219H100V218H99ZM104 219H105V218H103L101 221H104ZM148 219H149V218H148ZM148 219H147V220H148ZM156 219H157V218H156ZM158 219H159V218H158ZM186 219H188V218H186ZM239 219H241V218H239ZM256 219H258V218H256ZM25 220H27V219H25ZM25 220H24L23 222H25ZM46 220H47V219H46ZM46 220H44V221L47 222ZM64 220L66 221V219H64ZM72 220H73V217H72ZM72 220H71V221H72ZM93 220H94V219H93ZM97 220H98V219H97ZM108 220H105V221L108 222ZM114 220H115V222H116L118 219H117V220H116V219H113V222H114ZM126 220L128 221V219H126ZM131 220H133V219H131ZM135 220H136V218H135ZM152 220H153V222H155V221H154V218H153ZM163 220H164V219H163ZM182 220H183V219H182ZM248 220H249V219H248ZM252 220H253V219H252ZM6 221H7V220H6ZM27 221H28V220H27ZM34 221H35V220H34ZM60 221H61V223H64V222H65V221L62 222L63 220H60ZM71 221H70V223H71ZM75 221H76V220H75ZM79 221H80V220H79ZM99 221H100V220H99ZM105 221H104V222H105ZM110 221H112V220H110ZM119 221H120V220H118V222H119ZM127 221H125V223H126ZM137 221H138V220H137ZM139 221H140V220H139ZM150 221H151V219H150ZM178 221H179V220H178ZM185 221H186V220H185ZM9 222H10V221H9ZM17 222L20 224L22 221H18V220H17ZM23 222H22V223H23ZM41 222H43V221H41ZM66 222H67V221H66ZM84 222H85V224H86L88 221L86 220V221H84ZM95 222H97V221H95ZM95 222L93 223V221H92V223L94 224V227H95L96 224L98 225V222H97L96 224H95ZM104 222H103V224H104ZM113 222H112V223H113ZM118 222H117V223H118ZM122 222H123V221H122ZM122 222H121V223H122ZM128 222H130V218H129V221H128ZM132 222H133V221H132ZM132 222H131V223H132ZM134 222H135V221H134ZM183 222H184V221H183ZM188 222H189V220H188ZM188 222H187V223H188ZM25 223L27 224V222H25ZM29 223L32 224L31 221H30ZM48 223H50V222H48ZM51 223H50V224H51ZM53 223H52V224H53ZM59 223H60V222H59ZM75 223H76V222H75ZM77 223H79L78 220H77ZM88 223H90V221H89ZM99 223H100V222H99ZM117 223H116V224H117ZM119 223H120V222H119ZM119 223H118V224H119ZM138 223H140V222H138ZM163 223H164V222H163ZM170 223H171V222H170ZM260 223H261V222H260ZM260 223H259V224H260ZM31 224L28 225L29 228H31V226H32ZM36 224H37V223H36ZM44 224H45V223H42L41 226H43ZM50 224H48V225L51 226ZM55 224H54V225H55ZM57 224H58V222H57ZM65 224H66V223H65ZM65 224H64V225H65ZM101 224H102V223H101ZM113 224H114V223H113ZM123 224H124V223H123ZM127 224H128V223H127ZM142 224H143V220H142V222H141V225H142ZM166 224H167V223H166ZM168 224H169V223H168ZM172 224H174V223H172ZM256 224H257V223H256ZM33 225H34V224H33ZM64 225H63V230H64V232H67L66 234L68 235V231H69V230H68V231L65 230V229H64ZM79 225H80V223H79ZM81 225H82V224H81ZM81 225H80V226H81ZM86 225H87V224H86ZM91 225H92V224H91ZM105 225H106V223H105ZM119 225H120V224H119ZM130 225H132V224H130ZM133 225H134V224H133ZM144 225H145V224H144ZM144 225H142V226L144 227ZM156 225H157V224H156ZM163 225H164V224H163ZM169 225L171 226V224H169ZM174 225H175V224H174ZM241 225H242V224H241ZM263 225H264V224H263ZM263 225H262V226H263ZM14 226H15V225H14ZM20 226H21V225H20ZM22 226H24V225H22ZM22 226H21V227H22ZM28 226H25V227L28 228ZM44 226H45V225H44ZM46 226H47V225H46ZM49 226H47V227H49ZM56 226H57V225H56ZM61 226H62V224L59 225V227H61ZM68 226H69V224H67V228H68ZM71 226H72V224H71ZM71 226H69V227H71ZM77 226H78V225H77ZM80 226H79V227H80ZM87 226H89V224H88ZM87 226H84V223H83V225H82V227H83L84 229H85V227H87ZM92 226H93V225H92ZM106 226H108V224H107ZM114 226H115V225H113V226L111 225V228L114 227ZM126 226H127V225H126ZM126 226L123 225V226H121L120 228H119V227H118V228H119V229H121L122 227H125V228H126ZM142 226H141V228H142ZM146 226H147V225H146ZM146 226H145V227H146ZM260 226H261V224H260ZM262 226H261V227H262ZM25 227H23V228L25 229ZM34 227H35V226H34ZM36 227H38V225H36ZM54 227H55V226H54ZM100 227H101V225H100ZM104 227H105V226H104ZM104 227H102V228H104ZM130 227L132 228V226H130ZM133 227H134V226H133ZM137 227H138V224H137ZM149 227H150V226H148V228H149ZM159 227H160V226H159ZM167 227H168V226H167ZM241 227H242V226H241ZM11 228H12V227H10L9 229H11ZM29 228H28V229H29ZM38 228H39V227H38ZM67 228H66V229H67ZM73 228H74V226L71 227V229H73ZM77 228H78V227H77ZM83 228H81V229H83ZM88 228H89V227H88ZM88 228H87V230H88ZM90 228H91V226H90ZM90 228H89V230H88L89 232H90ZM92 228H93V227H92ZM96 228H97V226H96ZM102 228H101L100 230H102ZM111 228H110V229H111ZM125 228H124V229H125ZM128 228H129V227H127V229H128ZM131 228H130V229H131ZM134 228H136V226H135ZM134 228H133V229H134ZM9 229H8V230H9ZM19 229H21V228H19ZM31 229H32V228H31ZM31 229H30V230H31ZM50 229H51V228H50ZM54 229H55V228H54ZM57 229L60 230V231L57 230V231H58V234H59V232H61L62 227H61V229L57 227ZM68 229H70V228H68ZM71 229H70V230H71ZM84 229H83V230H84ZM106 229H107V228H106ZM106 229H105V230H106ZM116 229H117V228H116ZM122 229H123V228H122ZM122 229H121V230H122ZM124 229H123V231H124ZM137 229H138V228H137ZM137 229H136V230H137ZM149 229H150V228H149ZM149 229H148V230H149ZM152 229H153L152 231L155 230L153 227H152ZM160 229H163V226H162V228H160ZM166 229H167V228H166ZM174 229H175V228H174ZM174 229H173V230H174ZM181 229H182V228H181ZM181 229H180V230H181ZM187 229H188V228H187ZM237 229H238V228H237ZM246 229H247V228H246ZM248 229H249V228H248ZM1 230H2V229H1ZM3 230H6V229H3ZM14 230H16V229H14V227H13V231H12V229H11V231L14 232ZM17 230H18V229H17ZM17 230H16V231H17ZM30 230H29V233H28V234L31 233ZM32 230H33V229H32ZM41 230H42V229H41ZM43 230H45V227H44ZM52 230H53V228H52ZM87 230H86L85 232H87ZM100 230H99V231H100ZM103 230H104V229H103ZM103 230H102V231H103ZM105 230H104V231H105ZM107 230H108V229H107ZM107 230H106V231H107ZM114 230H115V228H114ZM114 230L111 229L110 231H114ZM117 230H118V229H117ZM117 230H115L113 233L116 234V231H117ZM125 230H126V229H125ZM148 230H147V231H148ZM164 230H165V229H164ZM170 230H171V228H170ZM173 230H171V231H172L173 234H174V231H173ZM251 230H252V228H251ZM11 231H9L10 234L12 233ZM27 231H28V230H27ZM46 231H47V230H46ZM50 231H51V230H50ZM55 231H56V230H55ZM73 231H74V229H73ZM81 231H82V230H80V233H78L79 235L82 234ZM104 231H103V232H104ZM110 231H109L108 233H112V232H110ZM123 231H122V232H123ZM126 231H128V230H126ZM137 231H138V230H137ZM137 231H135V232H137ZM141 231H142V229H141ZM141 231H140V232H141ZM143 231H144V230H143ZM156 231H157V230H156ZM158 231H159V230H158ZM158 231H157V232H158ZM208 231H209V230H208ZM243 231H244V230H243ZM255 231H256V230H255ZM258 231H259V229H258ZM3 232H5V231H3ZM39 232H40V231H39ZM70 232H72V231H70ZM91 232H94V231H91ZM95 232H97V230H96ZM166 232H167V230H166ZM166 232H165V233H166ZM191 232H192V231H191ZM259 232H260V231H259ZM18 233H20V231L17 232V234H18ZM22 233H23V232H22ZM42 233H43V232H41L40 234H42ZM46 233H47V232H46ZM46 233H45V234H42V235H46ZM48 233H50V232L48 231ZM52 233H53V235H56V234H57V233L55 234V232H52ZM73 233L76 234L77 232H76V233L73 232ZM73 233H72V234H73ZM83 233H84V232H83ZM97 233H99V232H97ZM104 233H105V232H104ZM104 233H103V235H104ZM113 233H112V234H113ZM118 233H120L119 230H118ZM123 233L126 234L125 232H123ZM137 233H138V232H137ZM141 233H142V232H141ZM143 233H146V232H143ZM149 233H151V230L149 231ZM153 233H154V232H153ZM158 233H159V232H158ZM161 233H162V231H161ZM161 233H160V234H161ZM169 233H170V232H169ZM181 233H182V232H181ZM185 233H186V232H185ZM187 233H188V232H187ZM192 233H193V232H192ZM201 233H202V232H201ZM215 233H217V232H215ZM261 233H262V232H261ZM263 233H264V231H263ZM5 234H6V233H5ZM15 234H16V233H15ZM23 234H24V233H23ZM25 234H26V233H25ZM34 234H35V233H34ZM34 234H33V236H34ZM36 234H37V233H36ZM61 234H62V232H61ZM74 234H73L72 238L75 237ZM92 234H93V233H92ZM101 234H102V233H101ZM101 234H100V237L102 236ZM120 234H121V233H120ZM134 234H135V233H134ZM146 234H147V233H146ZM155 234H156V232H155ZM176 234H177V233H176ZM189 234H191V233H189ZM241 234H242V233H241ZM247 234H248V233H246V235H247ZM249 234H250V233H249ZM257 234H258V233H257ZM12 235H13V234H12ZM18 235H19V234H18ZM21 235H22V234H21ZM21 235H20V236H21ZM37 235H38V234H37ZM51 235H52V234H51ZM64 235H65V234H64ZM79 235H78V238H79ZM88 235H89V233H88ZM93 235H94V238H95V236H96L95 233H94ZM98 235H99V234H98ZM107 235H108V234H107ZM107 235H106V236H107ZM121 235H123V234H121ZM121 235H120V236H121ZM127 235H128V234H127ZM144 235H145V234H143L142 236H144ZM162 235H164V234L162 233ZM169 235H170V234H169ZM181 235H182V234H181ZM183 235H185V234L183 233ZM197 235H198V234H197ZM197 235H196V232H195V236H197ZM251 235H252V234H251ZM20 236H19V237H20ZM29 236H31V235H29ZM38 236H40V235H38ZM49 236H50V235H49ZM49 236L47 235V236H44V237H45V238H48ZM59 236H60V235H59ZM59 236H58V237H59ZM61 236H62V235H61ZM61 236H60V237H61ZM65 236H66V235H65ZM76 236H77V234H76ZM80 236H81V235H80ZM91 236H92V235H91ZM109 236H110V235H109ZM109 236H108V237H109ZM115 236H116V238H117V234H116ZM118 236H119V234H118ZM125 236H126V235H125ZM125 236H124V237H125ZM132 236H133V234H132ZM137 236H138V235H137ZM140 236H141V235H140ZM140 236H139V237H140ZM156 236H157V235H156ZM167 236H168V234L166 235V237H167ZM171 236H173V235H171ZM177 236H178V235H177ZM247 236H248V235H247ZM259 236H260V235H259ZM21 237H23V238H24V237H25V238H28V237L23 236V235H22ZM52 237H54V236H52ZM55 237H57V235H56ZM60 237H59V238H60ZM69 237H71V236H69ZM81 237L85 238V237H86V234L84 233L83 236H81ZM81 237H80V238H81ZM100 237L98 236V238H100ZM102 237H103V236H102ZM112 237H113V236H112ZM124 237H123V238H124ZM133 237H135V236H133ZM179 237H180V236H179ZM197 237H198V236H197ZM249 237H250V236H249ZM0 238H1V237H0ZM14 238H16V239H13V241H14V240H17V241H18V238H17V237H14ZM23 238H20L21 241H23ZM29 238H30V237H29ZM29 238H28V239H29ZM34 238H37V236L35 235ZM34 238H32V239H34ZM45 238H44V239H45ZM49 238L51 239V237H49ZM61 238H62V237H61ZM72 238H71V239H72ZM80 238H79V239H80ZM83 238H82V239H83ZM103 238H106V237L104 236ZM109 238H110V237H109ZM109 238H106V239H109ZM129 238H130V237H128L127 240H128ZM175 238H177V237L175 236ZM175 238H174V239H175ZM188 238H189V237H188ZM188 238H187V239H188ZM198 238H199V237H198ZM252 238H253V237H252ZM28 239H27V240H28ZM32 239H30V240H32ZM44 239H43V240H44ZM57 239H58V238H56V240H57ZM76 239H77V238H76ZM85 239H86V238H85ZM87 239H90V238L88 237ZM91 239H92V238H91ZM101 239H102V238H101ZM112 239H113V238H112ZM118 239H119V237H118ZM118 239H117V240H118ZM133 239H134V238H133ZM135 239H136V238H135ZM135 239H134V240H135ZM138 239H139V238H138ZM150 239H151V238H150ZM150 239H149V240H150ZM152 239H154V238H152ZM170 239H171V238H170ZM195 239H196V238H195ZM199 239H200V238H199ZM238 239H239V238H238ZM247 239H248V238H247ZM257 239H258V238H257ZM259 239H260V237H259ZM24 240H25V239H24ZM41 240H42V238H41ZM41 240H40V241H41ZM45 240H47V239H45ZM59 240H60V239H59ZM65 240H66V239H65V237H64V239H63L62 241H65ZM68 240H69V238H68ZM68 240H67V241H68ZM72 240H73V239H72ZM95 240H97V239H95ZM114 240H115V239H113L112 241L114 242ZM120 240H121V239H120ZM125 240H126V239H125ZM125 240H124V241H125ZM147 240H148V238H147ZM149 240H148V241H149ZM0 241H1V240H0ZM13 241H12V242H13ZM49 241L51 242L52 240H47L45 243H47V242H49ZM79 241H80V240H79ZM90 241H91V240H90ZM90 241H89V242H90ZM105 241H106V240H105ZM110 241H111V240H110ZM131 241H132V239H131ZM136 241H137V240H136ZM144 241H145V240H144ZM148 241H147V242H148ZM150 241H151V240H150ZM150 241H149V242H150ZM152 241H153V240H152ZM155 241H156V239H155ZM168 241H169V240H168ZM172 241H177V239H175V240L172 239ZM178 241H180V240H178ZM246 241H248V240H246ZM253 241H254V240H252L251 242H253ZM2 242H3V241H2ZM18 242H20V240H19ZM18 242H17V244H18ZM27 242L30 244L29 241H25V242L23 243V245L26 244ZM34 242H35V241H34ZM36 242H37V241H36ZM38 242H39V241H38ZM38 242H37V244H36L35 250H37L36 248L39 247ZM54 242H55V240H53L51 243H53L54 245L57 244L58 246L60 245V244H58V243H60V242H58V240H57L58 243H57V242L54 243ZM70 242H71L70 240H69V242H67L68 244H64L63 242H61V244L63 243V244L65 245V247H62L65 251H66V249H68V250L71 249V248H70V249H69V248H66L67 245H69ZM74 242H75L74 244H76V241H74ZM91 242H94V241H91ZM107 242H109V240H108ZM121 242H122V241H121ZM126 242H127V241H126ZM134 242H135V241H134ZM140 242H141V241H140ZM140 242H139V243H140ZM142 242H143V241H142ZM159 242H160V241H159ZM244 242H245V240H244ZM258 242H259V241H258ZM258 242H257V243H258ZM260 242L263 243L261 240H260ZM14 243H16V242L14 241ZM32 243H33V242H32ZM32 243H31V244H32ZM41 243H43V241H42ZM51 243H50V244H51ZM65 243H66V241H65ZM80 243H81V242H80ZM84 243H86V242H84ZM84 243H83V244H84ZM97 243H99V240H98ZM105 243H106V242H104V244H105ZM111 243H112V242H111ZM122 243H123V242H122ZM131 243H132V242H131ZM156 243H157V242H156ZM165 243H166V242H165ZM170 243H171V240H170ZM0 244H1V243H0ZM2 244H3V243H2ZM2 244H1V245H2ZM5 244H6V243H5ZM20 244H21V242H20ZM29 244H28V245H29ZM31 244H30V246H31ZM87 244H88V242H87ZM90 244H91V243L88 244V245H89V248H90V246L92 245V244H91V245H90ZM118 244H119V243H118ZM118 244L115 243V245H118ZM128 244H130V243H128ZM142 244H143V243H142ZM158 244H159V243H158ZM175 244H176V243H175ZM184 244H185V242H184ZM186 244H188V243L186 242ZM193 244H194V243H193ZM193 244H192V245H193ZM258 244H259V243H258ZM18 245H19V244H18ZM18 245H17V247H18ZM33 245H34V243H33ZM37 245H38V246H37ZM42 245H43V244H42ZM46 245H48V244H46ZM54 245H53V246H54ZM64 245H63V246H64ZM77 245H78V244H77ZM84 245H86V244H84ZM84 245H83L82 248H79L80 246H82V244H81L79 247L77 246V247H78L77 250L75 249V248H76V247H75L76 245L73 246V247H74V249H75V252H76V251L78 252V250L80 251V249H84V250H83V251H84L83 253H87L88 256H89V252H87V250H88L89 248L86 250V249H85L86 247L84 248ZM95 245H96V244H95ZM95 245L93 244V248H91V249H93V252L96 251V250L94 249V248H95ZM105 245H106V244H105ZM105 245H104V246H105ZM107 245H108V244H107ZM122 245H125V244H122ZM133 245H134V243H132V246H133ZM144 245H145V244H144ZM151 245H152V244H151ZM173 245H174V244H173ZM173 245H172V246H173ZM177 245H178V244H177ZM190 245H191V244H190ZM196 245H197V244H196ZM244 245H245V244H244ZM256 245H257V244H256ZM30 246H29V248H30ZM34 246H35V245H34ZM44 246H45V245H44ZM44 246H42V247H44ZM60 246H61V245H60ZM60 246H59V247H60ZM71 246H72V245H70V247H71ZM98 246H99V244L97 245V248H98ZM135 246H136V245H135ZM142 246H143V245H142ZM156 246H157V245H156ZM161 246H162V245H161ZM179 246H180V245H178V248H179ZM249 246H250V245H249ZM252 246L254 247V245H252ZM0 247H1V246H0ZM5 247H9L8 249L11 248L10 246H8V244H7ZM22 247H24V246H22ZM27 247H28V246H27ZM45 247H46V246H45ZM45 247H44V248H45ZM49 247H50V246H48L47 249H49ZM73 247H72V248H73ZM87 247H88V246H87ZM91 247H92V246H91ZM102 247H103V246H102V244H101L99 250H100ZM107 247H108V246H107ZM110 247H111V246H110ZM112 247H113V246H112ZM112 247H111V249H112L111 252L113 251V248H112ZM114 247H115V246H114ZM118 247H120V246H118ZM139 247H140V246H139ZM145 247H146V246H144V248H145ZM185 247H186V246H185ZM234 247H237L236 244H235ZM1 248H4V246L2 245ZM15 248H16V247H15ZM18 248H20V247H18ZM25 248H26V246H25ZM44 248H43V249H44ZM65 248H66V249H65ZM104 248H105V247H104ZM104 248H103V249H104ZM116 248H117V247H115V249H116ZM140 248H142V247H140ZM156 248H157V247H156ZM156 248H155V249H156ZM163 248H165V245H164ZM176 248H177V247H176ZM186 248H187V247H186ZM186 248H185V249H186ZM188 248H189V247H188ZM197 248H198V247H197ZM238 248H239V246H238ZM240 248H241V247H240ZM249 248L252 249V247H249ZM4 249H5V248H4ZM21 249H22V248H20V250H21ZM39 249H41V246H40ZM43 249H41V250H43ZM51 249H52V246H51ZM53 249H54V248H53ZM74 249H73V250H74ZM91 249H89L88 251H90ZM103 249H102V250H103ZM105 249H106V248H105ZM115 249H114V250H115ZM120 249H121V248H120ZM145 249H146V248H145ZM185 249H184V250H185ZM192 249H193V248H192ZM192 249H190V250H192ZM242 249H243V248H241V250H242ZM246 249H247V248H246ZM11 250H12V249H10V251H11ZM18 250H19V249H17V251H18ZM22 250H23V249H22ZM22 250H21V251H22ZM24 250H25V249H24ZM24 250H23V251H24ZM27 250H29V249H27ZM27 250H26V253L28 252ZM45 250H46V249H45ZM56 250H57V248H56ZM58 250L60 251L59 248H58ZM64 250H63V251H64ZM68 250H67V251H68ZM94 250H95V251H94ZM107 250H108V249H107ZM132 250H133V249H132ZM136 250H138V249H136ZM136 250H134V252H136ZM142 250H143V249H142ZM147 250H148V249H147ZM150 250H151V248H150ZM150 250H149V251H150ZM160 250H161V248H160ZM169 250H170V249H169ZM259 250H262V249H259ZM259 250H257V251H259ZM1 251H2V250H1ZM5 251L7 252V253H5V254H9L8 252H10V251H7L6 249H5ZM21 251H20V252H21ZM23 251H22V252H23ZM30 251H31V253H32V251H33V247H32V249H30ZM37 251H38V250H37ZM46 251H47V250H46ZM61 251H62V250H61ZM71 251H72V250H70V251H68V252H71ZM85 251H86V252H85ZM91 251H92V250H91ZM116 251H117V249H116ZM116 251H115V252H116ZM125 251H127V250H125ZM143 251H144V250H143ZM165 251H167V250H165ZM192 251H193V250H192ZM195 251H196V250H195ZM201 251H202V250H201ZM13 252H14V251H13ZM20 252H18V254H21ZM35 252H36V251H34L33 253H35ZM41 252H42V251H40V253H41ZM50 252H51V251H50ZM55 252H56V255H57V254H58L57 251H55ZM68 252H67V254L65 253L66 256L64 255V257H63V255H60V258H62V257H63V258H67ZM75 252H73V254H74V257L72 256L73 258H75V256L77 255V253H75ZM80 252H81V251H80ZM105 252H106V251H105ZM174 252H175V251H174ZM180 252H181V251H180ZM193 252H194V251H193ZM254 252H256V251H254ZM2 253H3V252H1V254H2ZM26 253H25V254H26ZM29 253H30V252H29ZM29 253H28V254H29ZM31 253H30V254H31ZM33 253H32V256L35 255V254H33ZM47 253H48V252H47ZM51 253H52V252H51ZM97 253H98V252H97ZM106 253H107V252H106ZM118 253H120V252H118ZM121 253H122V252H121ZM140 253H141V252H140ZM140 253H139V254H140ZM145 253H146V252H145ZM149 253H150V252H149ZM158 253H160V251H159ZM163 253H164V252H163ZM248 253H249V251H248ZM3 254H4V253H3ZM3 254L0 255V256H2V258L4 259L5 255H4V257H3ZM28 254H26V255H28ZM42 254H43V253H42ZM62 254H63V252H62ZM90 254H91V253H90ZM102 254H103V252H102ZM131 254H132V253H131ZM139 254H136V255H139ZM147 254H148V253H147ZM147 254H146V255H147ZM164 254H165V253H164ZM175 254H176V253H175ZM178 254H180V253H178ZM249 254H250V253H249ZM256 254H258V253H256ZM259 254H260V253H259ZM11 255H12V253L10 252V256H11ZM14 255H15V254H14ZM26 255L24 256V254H23L24 258L27 257ZM40 255H41V254H40ZM43 255H45V254H43ZM43 255H42V257H41V256H39V257L44 258V257H46V255H47V257H48V254H46L44 257H43ZM53 255H55V254H53ZM58 255H59V254H58ZM71 255H72V254H70V256H71ZM92 255H93V254H92ZM97 255H98V254H97ZM97 255H96V256H97ZM122 255H123V254H122ZM133 255H134V254H133ZM136 255H135V256H136ZM151 255H152V254H151ZM153 255H154V253H153ZM161 255H162V254H161ZM229 255H230V254H229ZM10 256H9V257H10ZM17 256H20V257H21V255H16V257H17ZM50 256H52V255H50ZM61 256H62V257H61ZM70 256H69V258H70ZM78 256L80 257V254L77 255V258H78V259L75 258V260H77V261L80 260V259H82V258L79 259ZM94 256H95V255H93L92 258H94V260L96 261L97 258H98V256H97L96 259H95ZM100 256H101V254H100ZM123 256H124V255H123ZM162 256H164V255H162ZM162 256H161V257H162ZM180 256H181V255H180ZM186 256H188V255H186ZM245 256H246V255H245ZM248 256H249V255H248ZM6 257H7V259H8V256H7V255H6ZM11 257H12V256H11ZM33 257H35V256H33ZM82 257H83V256H82ZM86 257H87V256H86ZM86 257H85V259H87ZM90 257H91V256H90ZM138 257H141V256H138ZM155 257H156V256H155ZM165 257H166V256H165ZM170 257H171V256H170ZM188 257H189V256H188ZM195 257H196V256H195ZM254 257H255V256H254ZM17 258H18V257H17ZM17 258L13 257V260L15 261V259L17 260ZM21 258H22V257H21ZM21 258L18 259V261H19V260L21 261V262L19 261L20 264L22 263V260H23V259H21ZM29 258H31V257L29 256ZM29 258H28V260H29ZM50 258H52V257H50ZM53 258H54V256H53ZM53 258H52V259H53ZM55 258L57 259V256H56ZM55 258H54V260H55ZM69 258H67V259H69ZM88 258H89V257H88ZM136 258H137V257H136ZM146 258H147V257H146ZM261 258H263V257H261ZM7 259L5 258V260H7ZM10 259H12V258H10ZM10 259H9V261H10ZM67 259H66V260H67ZM85 259L83 258L82 260L84 261ZM152 259H153V258H152ZM194 259H195V258H194ZM253 259H254V258H253ZM263 259H264V258H263ZM5 260H4V261H5ZM24 260H27V259H24ZM33 260L35 261V258H33ZM41 260H42V259H40V260L38 259V262H39V261L41 262ZM43 260H44V259H43ZM45 260H46V259H45ZM54 260H53L52 263H54ZM60 260H61V259H60ZM66 260L63 261V262H66ZM70 260L72 261V260H74V259L71 258ZM88 260H89V259H88ZM88 260H87V263H84V264H90V263L88 262ZM104 260H105V258H104ZM107 260H108V259H107ZM145 260H146V259H145ZM145 260H144V261H145ZM149 260H151V258H150ZM173 260H174V259H173ZM179 260H180V259H179ZM30 261H32V260H30ZM36 261H37V258H36ZM46 261L48 262V260H46ZM46 261H45V262H46ZM51 261H52V260H51ZM58 261H59V259H58ZM68 261H69V260H68ZM95 261H94V262H95ZM98 261H99V260H98ZM102 261H103V259H102ZM109 261H110V260H109ZM142 261H143V260H142ZM142 261H141V262H142ZM189 261H190V259H189ZM192 261H193V260H192ZM194 261H195V260H194ZM250 261H251V260H250ZM250 261L247 260V264H248V262H250ZM252 261H253V260H252ZM255 261L257 262V260H255ZM1 262H2V259H1ZM25 262H26V261H25ZM25 262H24V263H25ZM61 262H62V260H61ZM78 262H79V261H78ZM90 262H91V260H90ZM114 262L117 263L116 261H114ZM141 262H140V263H141ZM157 262H158V261H157ZM168 262H169V261H168ZM184 262H185V261H184ZM184 262H183V263H184ZM187 262H188V261H187ZM190 262H191V261H190ZM253 262H254V261H253ZM7 263H8V262H7ZM15 263H16V261L14 262V264H15ZM50 263H51V262H50ZM50 263H49V264H50ZM52 263H51V264H52ZM56 263L60 264V262H57V261H56ZM69 263H71V262L69 261ZM69 263H68V264H69ZM73 263L76 264V261L73 262ZM92 263H93V262H92ZM92 263H91V264H92ZM97 263H98V262H97ZM126 263H127V262H126ZM137 263H138V261H137ZM250 263H251V262H250ZM4 264H5V263H4ZM11 264H12V262H11ZM17 264H18V263H17ZM41 264H45V263H41ZM65 264H66V263H65ZM78 264H79V263H78ZM81 264H82V263H81ZM104 264H105V263H104ZM128 264H129V263H128ZM143 264H144V263H143ZM146 264H147V261H146ZM150 264H151V263H150ZM171 264H172V263H171ZM237 264H238V263H237ZM240 264H241V263H240ZM260 264H261V263H260Z\"/></svg>",
	"mask_w": 264,
	"mask_h": 264
}]
</instances>
